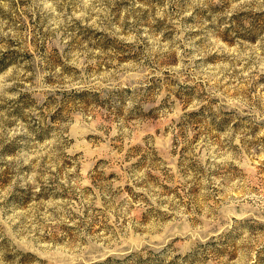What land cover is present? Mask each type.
I'll use <instances>...</instances> for the list:
<instances>
[{
	"label": "rangeland",
	"instance_id": "374dc122",
	"mask_svg": "<svg viewBox=\"0 0 264 264\" xmlns=\"http://www.w3.org/2000/svg\"><path fill=\"white\" fill-rule=\"evenodd\" d=\"M0 264H264V0H0Z\"/></svg>",
	"mask_w": 264,
	"mask_h": 264
}]
</instances>
